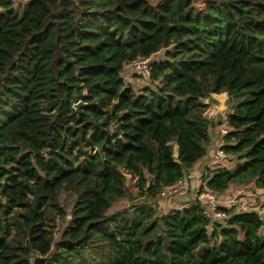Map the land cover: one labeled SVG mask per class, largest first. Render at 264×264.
Masks as SVG:
<instances>
[{
	"label": "trees",
	"instance_id": "1",
	"mask_svg": "<svg viewBox=\"0 0 264 264\" xmlns=\"http://www.w3.org/2000/svg\"><path fill=\"white\" fill-rule=\"evenodd\" d=\"M196 2L27 0L18 15L0 0V264H264L254 210L145 207L207 155L211 93L231 104L221 149L237 162L201 181L219 198L264 188V0ZM161 49L144 84L124 80ZM128 176L142 207L110 211L132 200Z\"/></svg>",
	"mask_w": 264,
	"mask_h": 264
},
{
	"label": "built area",
	"instance_id": "2",
	"mask_svg": "<svg viewBox=\"0 0 264 264\" xmlns=\"http://www.w3.org/2000/svg\"><path fill=\"white\" fill-rule=\"evenodd\" d=\"M202 5V4H201ZM152 59L151 56L138 55L134 59L128 61L124 65V80L128 76H135L139 79L147 81L150 77ZM128 75V76H127ZM226 116L222 117V124L218 126V131L221 136L227 133ZM227 154L220 148L214 154V162L221 159H226ZM191 174L187 171L182 178L175 181L173 184L165 186L161 189L158 196L172 197V196H186L185 200L180 203L179 208H189L194 203L186 200L188 188L190 187ZM137 176H128L125 180V186H134ZM191 188V187H190ZM192 189V188H191ZM192 201L200 202L202 205L203 215L211 221H224L229 217V211L235 213L254 210L259 219H264V204H260L254 197L238 196L222 200L217 196V193L211 188L207 187L204 182H198L191 192Z\"/></svg>",
	"mask_w": 264,
	"mask_h": 264
},
{
	"label": "rangeland",
	"instance_id": "3",
	"mask_svg": "<svg viewBox=\"0 0 264 264\" xmlns=\"http://www.w3.org/2000/svg\"><path fill=\"white\" fill-rule=\"evenodd\" d=\"M27 0H14V8L17 9V14H21L22 12V9H23V5L24 3L26 2ZM201 0H197L196 3H198L199 6H201ZM163 53H164V49H161L159 50L156 54L152 55L151 56V59L155 60V59H161L163 57ZM132 79V81L134 82H137V83H140L141 84H144V80L142 79H139L135 76H131L130 77ZM215 104V103H213ZM208 107L210 105H207ZM205 109V112L207 111V108ZM231 107V104L227 102V100L225 101L224 103V107L220 108L219 110H217L216 108V111L214 112H211L212 110H210L208 113H210L209 115H211V118L213 116V120L214 121H221L222 117L223 116H226L227 113L229 112V109ZM204 112V114H205ZM207 113V114H208ZM216 129V130H215ZM215 129H212L210 128L209 130V133H210V136L211 138H213V141H215L214 143V150L216 151L217 148L219 147V145H222L223 143V140L222 141H219L217 142L218 140V136H219V132H218V126L215 127ZM211 145V144H210ZM210 148L211 147H208V150H207V158L205 159H210L209 157V154H210ZM212 153V152H211ZM173 156L175 157L176 156V146H174V149H173ZM202 160V159H201ZM200 160V161H201ZM236 159L235 157L233 156H228L226 159H221L219 160L216 164V165H213L211 164L210 165V170H213V169H216L218 167H231L233 165L236 164ZM199 169V172H202V170L204 169V167H198ZM200 178V177H199ZM201 179V178H200ZM191 180V178L189 179V181ZM196 184H191L190 183V187L192 188H188V192H187V199L186 200H189L191 201L192 200V196H191V192L192 190L194 189V186ZM133 194V198L132 200H121V201H118L116 202L110 209V211H119V212H123L124 210L128 209L129 207L133 206V207H142V201H143V196H139L136 192V188L134 186H129L127 187ZM0 190H1V185H0ZM249 193H252L256 199V201L260 204H264V188L262 189H257V188H253L252 186L250 185H235V184H231L228 189L224 192V197L223 198H220L222 200H226L228 198H233V197H238V196H241L243 194H249ZM183 198H180V196H172V197H160V196H157V201L156 203L152 202L150 204H147L145 207H152L154 209V213H155V216H161L163 215L164 213H167L169 210H171L173 207H176L178 204V206L180 205V203H182V201H184L185 199ZM58 201L60 203V207L65 211V218H64V222L69 219V211H70V208H71V197L69 195V192L67 191H64L62 190L59 195H58ZM2 208H4V198H2L0 196V213H1V210ZM47 223H48V226L50 227L51 225H54V229H53V232H54V238H56L58 236V232H59V229L61 227V220L60 218L57 216L55 217L54 220H52L51 218H47Z\"/></svg>",
	"mask_w": 264,
	"mask_h": 264
},
{
	"label": "crops",
	"instance_id": "4",
	"mask_svg": "<svg viewBox=\"0 0 264 264\" xmlns=\"http://www.w3.org/2000/svg\"><path fill=\"white\" fill-rule=\"evenodd\" d=\"M128 76V75H127ZM127 83H130V84H133L135 86L139 85L140 83H137V82H134L132 81V79L128 76V79L125 80ZM227 100V94L225 92H222V93H219V94H216V93H211L206 99H204V103L206 104V107H208L207 105H210L208 108H207V111L205 112V115H207L208 117L211 118V115H209L211 112H214L216 111V108L217 110H219L220 108L224 107V103L225 101ZM215 103V104H213ZM210 110H212L210 113H208ZM208 113V114H207ZM213 118V116H212ZM221 124H222V119H221ZM218 140L217 142L219 141H222V137L221 135L219 134V136L217 137ZM214 143L215 141H212L211 145L209 147L210 148V154H209V158L210 159H205L207 158V155L205 157L202 158V160H198L189 170L188 172L191 174V180H190V183L193 185V184H197L198 182H203L201 181V173L202 172H199V169L198 167H204L203 170L205 169H209L210 168V165L213 164V165H216L218 164L217 162H214V154L216 153V151L218 150V148L221 147V145H219V147L217 148V150L215 151L214 150ZM212 152V153H211ZM202 170V171H203ZM210 170V169H209ZM200 177V178H199ZM188 197V195H187ZM180 198H183L185 199L186 196H180ZM182 199V200H183Z\"/></svg>",
	"mask_w": 264,
	"mask_h": 264
},
{
	"label": "water",
	"instance_id": "5",
	"mask_svg": "<svg viewBox=\"0 0 264 264\" xmlns=\"http://www.w3.org/2000/svg\"><path fill=\"white\" fill-rule=\"evenodd\" d=\"M79 104H80V102L77 103V105H79Z\"/></svg>",
	"mask_w": 264,
	"mask_h": 264
}]
</instances>
